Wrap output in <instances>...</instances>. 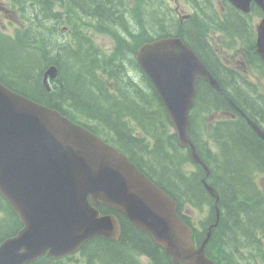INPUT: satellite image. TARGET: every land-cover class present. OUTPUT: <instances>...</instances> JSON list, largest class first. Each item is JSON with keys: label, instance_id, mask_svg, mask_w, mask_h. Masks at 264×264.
<instances>
[{"label": "trees", "instance_id": "16d2710c", "mask_svg": "<svg viewBox=\"0 0 264 264\" xmlns=\"http://www.w3.org/2000/svg\"><path fill=\"white\" fill-rule=\"evenodd\" d=\"M33 1L35 8L32 14L28 13L22 17L26 26L33 24L36 27L30 36L10 40L0 31V60L9 48L10 51H20L24 59V62L14 69L17 79L23 78V81L18 84L3 82L12 90L56 108L71 119L81 121L92 131L100 133L101 130L88 120L100 122L115 133L114 140L122 149H125V146L139 144L141 151L150 153L153 158L152 170L157 174L153 178L159 186L168 190L173 197L179 196L181 201H184V198L198 203L206 202L211 206L212 199L200 180L203 171L200 167L192 170L186 166L189 161L188 154L177 146L175 134L169 132L162 103L149 79L133 59V53L141 43L169 34L179 35L186 41V32L169 29L163 19H158L156 6L152 0L145 1V15L142 13V0H59L63 6L62 12L54 11L55 8L50 6L53 0L49 1V5H42L41 0ZM187 1L197 9L190 21L195 25L199 24L200 29L205 31L208 23L202 14H206V9L205 6L203 9L201 7L205 2L211 3V0ZM55 15L59 18L56 27H59L61 22H67L72 26L71 39L45 40L47 28L45 22H51L47 36L51 38L59 32L58 29H54L55 24L52 26V23L57 21ZM234 22L238 23L237 20ZM84 25L112 37L113 48L109 54L100 50L91 39L83 38L84 35L78 37L79 27ZM190 34L193 42L207 50L203 39L194 28L190 29ZM43 59L54 63L58 68V76L52 83V86L54 84L55 86L49 91L41 85L37 73V69L43 67ZM125 64L135 67L138 72L137 83L125 75L123 69ZM218 68L226 77L234 75L220 65ZM100 71L106 75L112 72V79L118 80L112 99L104 98V93L108 92L105 81H94L99 77ZM214 75L217 78L220 76L216 70ZM242 84V81L234 82L232 87L237 91ZM207 88L211 94L215 93L208 85ZM243 92L235 95L240 98ZM121 110L128 113H121ZM78 114L85 119H80ZM128 116H131L140 128L142 139L134 136V132L129 129L130 126H127ZM200 120L202 121V118ZM109 133V130L102 131L103 135ZM148 137H151V140ZM222 152L223 167L216 170L212 168L210 175L212 185L220 196L219 224L213 233V237L217 236L219 243L212 246L217 259L211 252L212 240L208 252L218 264H236L232 255L235 252L233 246L242 249L247 245V241L241 235L251 237L249 251L252 253V259L262 253L260 241L255 235L264 236V194L257 185L254 174L264 173V139L247 127L239 128L236 132L232 130L225 137ZM219 170H222V173L214 178L216 171ZM98 208L106 213L115 211L109 206L100 205ZM120 222L122 229L117 242L98 237L85 243L93 253H104L102 264H140L131 251L123 252V247L130 246L145 252L150 264H171L160 247L144 232L122 217ZM21 225L17 214L0 195V240L14 234ZM63 262L62 259L44 255L28 264Z\"/></svg>", "mask_w": 264, "mask_h": 264}, {"label": "water", "instance_id": "95a60500", "mask_svg": "<svg viewBox=\"0 0 264 264\" xmlns=\"http://www.w3.org/2000/svg\"><path fill=\"white\" fill-rule=\"evenodd\" d=\"M256 45L264 58V22L258 29ZM136 59L166 107L178 144L189 147L193 161L208 173L187 131L188 112L195 78L208 79L215 88L217 82L197 56L175 37L144 43L136 51ZM56 72L54 66L44 72L46 88L47 77L54 78ZM205 187L215 198L216 207L218 194L212 186L205 183ZM0 191L25 223L17 236L0 246V264H22L47 248L49 254L57 255L76 248L94 234L114 238L117 221L111 215L98 216L93 207L98 199L154 234L174 256L182 254L212 264L203 250L209 233L194 250L188 232L173 217L174 202L121 153L57 110L1 83ZM21 247L23 252H19Z\"/></svg>", "mask_w": 264, "mask_h": 264}, {"label": "flooded vegetation", "instance_id": "af4514ba", "mask_svg": "<svg viewBox=\"0 0 264 264\" xmlns=\"http://www.w3.org/2000/svg\"><path fill=\"white\" fill-rule=\"evenodd\" d=\"M5 16H10L11 18L17 19L15 16L13 17V14H9L5 11H8L5 7L1 6ZM84 11L86 9H83ZM2 28H7L6 26L2 25ZM210 59V58H209ZM211 60V59H210ZM211 62H215V61H211ZM238 61L235 60L233 62V68L234 69H238V65H237ZM226 69V68H225ZM234 69H227L229 71H231L234 75H232L231 77H226L224 74L221 73V77L223 79V83L225 85V90L230 93V94H239L241 91L247 92V93H242L241 97H237V100L245 107V109L247 110V112L252 115L255 114L256 116H258L257 118L264 120V102L262 101V98L260 96H258L257 94H255V92L253 91V89L249 86H245V88H243V86H240V88H237V91H235L232 88H229V85H233L234 82L238 83L239 79H238V75L236 73V71ZM224 90V89H223ZM224 90V92H225ZM226 102L228 103V106H226ZM217 103L219 105V114L213 116L210 118V121L208 122L209 124H212L213 121L215 120H220V121H224L227 118H234V117H238L237 114H239L241 116L240 111L236 108V105H234V103L230 100V99H226L225 96L223 95H218L217 98ZM237 114H236V113ZM246 127V126H244ZM205 150L208 151L209 150V146L210 143L207 142L205 143Z\"/></svg>", "mask_w": 264, "mask_h": 264}, {"label": "rangeland", "instance_id": "374dc122", "mask_svg": "<svg viewBox=\"0 0 264 264\" xmlns=\"http://www.w3.org/2000/svg\"><path fill=\"white\" fill-rule=\"evenodd\" d=\"M1 2H5V0H0ZM167 1H169V3L171 4V5H175V1L174 0H167ZM177 2L179 3V4H181L182 5V7H183V9H184V11L185 12H188L189 11V9H188V7L187 6H185L183 3H181L180 1H178L177 0ZM114 9H116L115 7H114ZM55 17V16H54ZM96 42L101 46V47H103V48H105V49H109L110 47H111V39L110 38H108V37H104V36H102V35H97V37H96ZM13 61H12V64L15 66V67H19L20 66V62H21V60L20 59H12ZM229 88H232V85H229ZM256 180H257V183H258V185H259V187L262 189V190H264V176L263 175H261V174H257L256 175ZM262 264H264V263H262Z\"/></svg>", "mask_w": 264, "mask_h": 264}, {"label": "bare ground", "instance_id": "6f19581e", "mask_svg": "<svg viewBox=\"0 0 264 264\" xmlns=\"http://www.w3.org/2000/svg\"><path fill=\"white\" fill-rule=\"evenodd\" d=\"M137 25H138V24H137ZM144 25H145V24H144ZM163 26H164V25H163ZM155 30H156V29H155ZM155 30H154V31H155ZM159 30H162V28H161V29L159 28ZM158 32H159V31H158ZM78 37H79V36H78ZM54 86H55V84H54L52 87H54ZM138 250H140V249H138Z\"/></svg>", "mask_w": 264, "mask_h": 264}]
</instances>
